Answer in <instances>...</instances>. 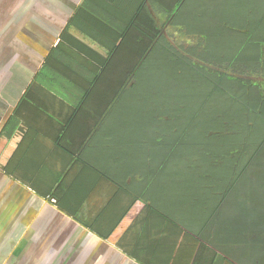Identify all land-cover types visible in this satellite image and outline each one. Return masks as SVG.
<instances>
[{"label": "crops", "instance_id": "0c3cea01", "mask_svg": "<svg viewBox=\"0 0 264 264\" xmlns=\"http://www.w3.org/2000/svg\"><path fill=\"white\" fill-rule=\"evenodd\" d=\"M187 2L0 0V264H264L263 240L223 239L219 228L233 227L216 216L192 225L175 216L183 211L171 201L138 187L141 174L131 176L122 147L110 145L117 93L105 90L110 78L93 86L88 77L91 69L100 73L103 59L79 49L77 40L103 56L104 48H122L111 68L125 48H158L161 39L177 48L169 40L174 29L203 48L207 24L183 33L190 31ZM225 5L232 13L222 4L215 21L234 36L229 45L264 48V0ZM81 7L92 22L87 32L99 40L69 29Z\"/></svg>", "mask_w": 264, "mask_h": 264}, {"label": "rangeland", "instance_id": "374dc122", "mask_svg": "<svg viewBox=\"0 0 264 264\" xmlns=\"http://www.w3.org/2000/svg\"><path fill=\"white\" fill-rule=\"evenodd\" d=\"M225 1L188 0L186 6L182 7L184 9L182 14L188 16L187 21L190 28V31L183 32L184 35L186 33L189 35L190 32L195 33L196 31L193 30L207 24L205 28H209L207 30L209 37L202 41L201 47L203 48L199 47V41L196 42L197 48H192V45H188L185 41L188 39L177 34L179 31L175 29L171 31L173 37L170 36L169 40H176L177 53L181 57H186L197 66H204L208 72L213 74L220 71L239 76V73L231 69L229 65H224L221 68L208 64V61L200 60V57L194 53L195 51L204 52L210 61L213 58L214 60L216 57L218 58L220 54L226 56L232 51L240 50V55L248 63L249 58L256 55L257 50L254 48H233L230 46L234 36L223 34L224 31L219 26L220 21H215L217 9L219 7L221 13L222 4L223 12L228 15L232 13L231 8L227 9ZM197 6L199 8H195ZM198 9L200 12H204L203 18L200 20L195 18ZM215 24H217V28L212 26ZM208 25L210 27H207ZM145 51L147 50L143 48H125L122 51L117 63L109 68L106 74L105 78L111 80L110 83L105 84L107 92H111V94L118 92L120 84L116 80L123 81L125 79V84L135 67L134 65L139 63L140 57L141 59L144 57ZM178 71L179 69L173 64L161 62L154 64L153 61L142 73L143 77L139 78L136 87L133 90H127L128 92H125L121 98L123 92L118 96L114 104L116 105L118 100L119 102L107 122L110 143H114L109 144L116 145L120 149L122 147L118 154L121 156L122 163L128 166V172L132 168L129 173L131 176L141 174L138 187L149 193L154 192V198L160 199L161 202L166 199L171 201V205L176 210L183 211L175 216L196 225L200 221L205 222L207 217L212 214L211 209L214 208L216 199H218L214 197L213 193L215 192L213 191L214 189L222 190L220 187H225L228 183L226 178L230 173V165L233 160L223 154V149H226L227 144L217 147L214 142L215 137L211 140L205 138L207 124L202 127L200 125V121L208 119L197 114V110L203 103L202 98L205 97L206 85L195 79L193 73L191 74L186 69L183 70L184 75ZM45 75H48V72H45ZM134 83L136 84L135 80L130 79L126 89H129ZM177 106H181L185 111L182 110V115L178 117L179 121L175 117L171 118L175 121L173 125L177 121L176 130H166L174 127L172 124L167 128L158 127L159 123L154 120V117H158L157 115L160 113H177L175 112ZM164 119L168 120L169 116ZM195 119L199 121V124L191 123ZM261 127L257 124L256 132ZM242 128L243 131L236 126V131L239 134L240 132L243 135L247 134L248 128L244 129V126ZM157 130L163 136H159ZM159 137H161L160 140ZM184 137L188 140L184 143L185 146L180 147V138ZM97 139L101 140V137ZM241 143L235 142L232 146L240 147ZM232 146L230 144V147ZM115 151H110L112 161L116 155ZM185 153L188 155L184 156ZM262 167H264V161L260 159L255 169L250 170L246 180L240 181L238 187H234L233 192L217 210L216 222L221 226L225 224L233 227V232L219 228L217 236L221 235L223 239L229 237L238 238V240L251 239L256 236V231H264V168Z\"/></svg>", "mask_w": 264, "mask_h": 264}, {"label": "trees", "instance_id": "16d2710c", "mask_svg": "<svg viewBox=\"0 0 264 264\" xmlns=\"http://www.w3.org/2000/svg\"><path fill=\"white\" fill-rule=\"evenodd\" d=\"M137 12L140 14V12H142V8H139ZM83 13L84 12L82 8V10L80 9L78 14L75 16V21L73 20L70 23L69 29L75 26V28H77L84 35H90L88 37H90L92 40H99L95 37V35L91 36V34L87 32L88 29L86 28L91 27L92 22H88ZM133 17L136 19L137 15L134 14ZM96 25L98 24L96 23ZM67 32L68 31H66V33ZM124 35L120 37V41L124 40ZM150 38L151 40H149V43L151 44L153 42L154 45V43L157 41V36L153 35V38ZM111 40L113 41L112 36ZM162 40L163 39L157 43L158 48H156L157 46L154 48H143L147 51H145L146 53L141 64L138 63L134 69H132L131 74L128 77L129 79H127V84L124 85V87H119L120 90L117 92V98L122 92L123 94L120 96V98L125 92L133 90V88L136 87L139 78L143 77L142 73L146 71L148 65L153 61L154 64L158 62L163 64H173L179 69L181 72L180 74L182 75L185 74L183 70L186 69L191 74L193 73L195 79L202 81V84L206 85L205 97L202 98L203 103L197 110V114L198 116H204L205 119H208L206 121H200V125L202 127L204 124H207L205 138H210L209 140H211L215 137L214 142L217 147L225 146L227 144L226 149H223V154L233 160L230 165V173L226 178L228 183L225 187H220L222 190L214 189L213 191L215 192L213 193L214 197L218 198L216 199V204L214 205L213 209L217 208L218 210L220 209L219 207L225 202L227 197L231 194V192H233L234 187H238V183L240 181L246 180L250 170L252 168L255 169V166L258 165L260 159L264 161V48H254L257 50V53L256 55L252 56L253 58H249V63L244 60V57L240 55V50L232 51V53L226 56L220 54L218 58L216 57L215 60L213 58L210 61L207 59L208 55L206 53L199 51L194 52L198 57H200V60L208 61V64L220 66L221 68L224 65H229L231 69L239 73V76H233L220 71H216L213 74L208 72L207 68L204 66H197L193 63V61L191 62L187 60L186 57H181L180 54L177 53L176 48L167 47V43ZM77 42L80 45L79 49L82 51L91 50V54L94 52L98 59H103V68L101 69L100 73L98 72L99 70L97 68L88 71V73L91 75L88 77L94 78V80L91 82L93 86H95L98 82H100V80L106 77L111 62L117 55L118 51L122 48H104L105 55L103 56V54L97 52L94 49L83 48L85 47V44L81 43V41L77 40ZM55 52L56 48L52 50L48 61L50 58L53 59ZM81 76L82 75L79 74V77ZM130 79H134L136 84L134 83L129 89H126ZM117 98L111 102L110 116H112L113 110L119 102L118 100L116 105L114 104ZM176 108L177 111L175 110V112L177 113H160L161 115L159 114L157 115L158 117H154V120L159 123L158 127L167 128L170 126V124H172L174 127H170L166 130H176L177 121L175 125H173L175 121L171 118L175 117L179 121L178 117L182 115L181 112L185 111L181 106H177ZM166 116H169L168 120L164 119ZM194 122L199 124V121L196 119L191 121L192 124ZM257 124L262 126L261 128H258V132H256ZM236 126H238L242 131V126H244V129L248 128L247 134L243 135L241 132L239 134L236 131ZM157 131L158 133L160 132L159 130ZM219 135L223 136L220 137ZM159 136L163 135L159 133ZM160 139L161 137H159V140ZM236 139H238V141H236ZM186 140H188V138H180V147H182V145H186L184 144L187 142ZM235 142L242 143L240 144V147H238V145L232 146V144ZM230 144L232 147H230ZM185 155L188 154L185 153L184 156ZM215 215L216 210L207 217L206 223H210ZM254 238L264 241V231H256V236Z\"/></svg>", "mask_w": 264, "mask_h": 264}]
</instances>
